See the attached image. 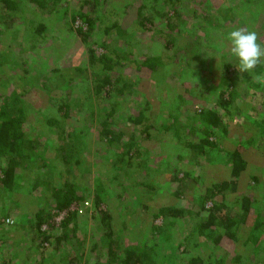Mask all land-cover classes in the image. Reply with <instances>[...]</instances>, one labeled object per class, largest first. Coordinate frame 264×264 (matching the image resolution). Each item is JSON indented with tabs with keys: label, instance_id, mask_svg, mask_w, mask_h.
<instances>
[{
	"label": "trees",
	"instance_id": "16d2710c",
	"mask_svg": "<svg viewBox=\"0 0 264 264\" xmlns=\"http://www.w3.org/2000/svg\"><path fill=\"white\" fill-rule=\"evenodd\" d=\"M80 1L0 0V264H264V0Z\"/></svg>",
	"mask_w": 264,
	"mask_h": 264
},
{
	"label": "rangeland",
	"instance_id": "374dc122",
	"mask_svg": "<svg viewBox=\"0 0 264 264\" xmlns=\"http://www.w3.org/2000/svg\"><path fill=\"white\" fill-rule=\"evenodd\" d=\"M70 2H71V5H73V6H75V7H77V5H80V3H81V1L80 0H70ZM128 11H129V13L127 14L128 16H125L124 18H125V20L123 21V25L125 26V28L127 29V28H132V26H133V24H135L136 26L138 25V23H139V21H140V19H138V15H137V12H136V10L133 8V9H128ZM127 11V12H128ZM18 14V13H17ZM19 15V14H18ZM15 18H17V16H15ZM110 18H112L111 16H109L108 18H106L105 17V23L104 24H106L107 22H110ZM117 19L118 20H120L121 21V18L120 17H117ZM125 24H127V25H125ZM9 25H11V23L9 22ZM126 26H128V27H126ZM101 27H102V24H101ZM140 31H142L141 29H139V31H135L136 33H140ZM130 36H132V34H130ZM4 36L2 35V36H0V39H2ZM156 38V39H161V37L159 36V35H157V34H155V35H152V38ZM105 38V37H104ZM132 38V37H131ZM77 42H79L80 44L78 45L77 44ZM57 48V47H56ZM58 50V51H57ZM64 51V53L65 54H62L63 53V51ZM56 51H57V54L58 55H60V56H63V55H66L64 58L65 59H63L64 60V64L65 65H67L68 63H69V60H68V58L70 57H72V59H71V61H72V63H73V61H75L77 64L78 63H81L82 64V60L84 59V51H85V47L84 46H82V44H81V42H80V40H79V37L78 38H71L69 35H68V37L66 38V39H64V41H63V43L62 44H60V47L59 48H57L56 49ZM44 54H46V52H44ZM62 54V55H61ZM69 58V59H70ZM52 63H54V60H53V58L51 59V64ZM257 67H259V65L257 66ZM21 71H22V69H19L18 70V73H21ZM21 76L22 75H18L17 76V78H16V80L14 81L15 82V85L13 86V88H11L10 90H9V94H11L13 91L12 90H14V89H16L17 90V92H21V91H23V89H22V86H20V84H22V80H21ZM20 81V82H19ZM145 85L147 86L148 85V82H145ZM145 86V87H146ZM196 105V104H195ZM33 122V121H32ZM234 133V132H233ZM237 133V132H236ZM236 133H234V134H236ZM233 134V135H234ZM242 150H244V148H241ZM183 166H185V165H183ZM189 167H191L190 165H189ZM203 167H205L204 165H202V164H200V165H197V166H194V168H195V170H196V173H195V176L197 177L198 176V174H200V170H203L202 168ZM185 168V167H184ZM43 180V179H42ZM203 181V180H202ZM201 181V182H202ZM43 182H44V180H43ZM127 182H129V184L130 185H132L131 184V178H130V180H128ZM191 184L189 185L190 187H185V189L186 190H189V191H191L192 190V187H194L195 186V182L193 181V180H191ZM51 184V180L49 179V178H47V182H46V186H49ZM194 184V185H193ZM249 184H253V182H250ZM44 185V184H43ZM45 186V185H44ZM247 189H249V188H245V190H246V192H250V191H248ZM173 190V189H172ZM242 190V189H241ZM244 190V189H243ZM159 191H161V189L159 190ZM258 191H260V190H258ZM130 193V192H129ZM167 194H163V192L161 191L160 192V198H159V200H157V202H155V205H157V206H161L162 204H164V203H167V200L165 199V196H166ZM127 196V198L128 199H130V197H131V195L130 194H127L126 195ZM171 199H173V197H170ZM208 205L210 206L211 205V203H208ZM240 205H241V203H240ZM119 207V204H117V203H115V207ZM124 206V205H123ZM122 206V207H123ZM90 207H91V205H90ZM115 207H113L112 206V210H114L115 209ZM72 208H75V206H73ZM132 208V207H131ZM138 209H141V208H138ZM123 210H127V211H125V212H127L128 213V215H127V218L129 219V220H132V219H134L135 218V215L134 216H130V215H132V210L129 208V209H123V208H121V206H120V209L118 208V213H119V211H123ZM94 210L91 208V210L87 213L88 214V219H89V221H88V223H85V226H87V228H91V229H95V225L97 224V220H95L94 218H93V212ZM116 212V211H115ZM80 214H82V215H85L86 214V211L84 210L83 211V213H80ZM120 214V213H119ZM135 214V213H134ZM137 214V213H136ZM81 215V216H82ZM123 215V214H122ZM130 216V217H129ZM64 217H65V212H62V213H60V214H57L56 216H54L53 217V219L50 221V223L51 224H56V225H59V224H57V222H61L63 219H64ZM126 218V219H127ZM254 218H255V214H254V211H253V209H251L250 210V213H249V225H252L253 224V220H254ZM160 223V222H159ZM6 224H7V226L9 225H12V223H7L6 222ZM48 228V225L47 226H44V229H47ZM59 228H60V225H59ZM28 233V232H27ZM33 234V236L34 237H37V236H35V234L34 233H32ZM23 236H25V235H23ZM23 236H20V237H22L21 238V240L20 241H22V240H24L25 238H23ZM225 240H227V238H225ZM224 240V241H225ZM14 240H12V243H11V241L9 240V239H6V241L4 242V243H2V245H1V248H4V249H7V248H9V247H11V246H13L14 245V242H16V244H17V242H18V239H15V241L13 242ZM28 242V241H27ZM31 244L32 245H38V241L36 240V242L35 241H31ZM228 247H231V246H228ZM19 255V254H18ZM164 256V255H163ZM237 264H239V263H237Z\"/></svg>",
	"mask_w": 264,
	"mask_h": 264
},
{
	"label": "clouds",
	"instance_id": "9594fccd",
	"mask_svg": "<svg viewBox=\"0 0 264 264\" xmlns=\"http://www.w3.org/2000/svg\"><path fill=\"white\" fill-rule=\"evenodd\" d=\"M227 39L230 42V57L237 62L241 73L254 72L264 61V45L258 42L255 32L236 28L228 33Z\"/></svg>",
	"mask_w": 264,
	"mask_h": 264
}]
</instances>
